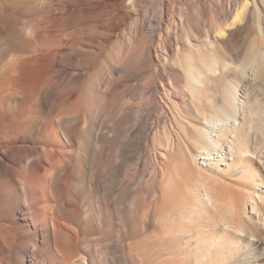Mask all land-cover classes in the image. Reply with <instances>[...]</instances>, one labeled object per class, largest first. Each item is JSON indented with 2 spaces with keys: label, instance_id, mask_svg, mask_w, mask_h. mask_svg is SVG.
<instances>
[{
  "label": "rangeland",
  "instance_id": "obj_1",
  "mask_svg": "<svg viewBox=\"0 0 264 264\" xmlns=\"http://www.w3.org/2000/svg\"><path fill=\"white\" fill-rule=\"evenodd\" d=\"M102 1L0 0V76H3L18 61L30 57L31 44H71L69 42L79 40L91 44L90 40L98 39V44H105L108 52L116 47L124 58L131 57L133 60L131 62L136 66V76L129 79L130 81L126 79L125 87L119 91L117 97L107 96L104 107L91 118V121L95 123V135L100 133L107 137L105 136L103 147L101 144L98 146L100 155L94 166L97 180L90 185L86 181L87 175L84 174V179L76 185L79 194L78 205L84 208L92 223L90 226L83 225L78 232V237L81 239L80 241L76 239L80 242L79 246L81 244V250L86 251L85 257L88 259L91 256L93 261L101 264H121L126 259L129 260V264H264V234L260 235L261 240L247 235L245 236L247 239L236 243L238 249H232L229 248L231 245L222 240L217 233V223L214 222L220 218L218 217V215L221 216L220 213L226 212L227 206L216 208L218 211L208 210L207 216L212 219L203 216L206 220L202 219L192 227L183 225L178 220L180 212L189 209L194 203L186 192L187 187L190 186L188 187L190 189L193 182L189 184L185 170L196 167V164L191 162L193 160L188 155V148H184L188 147V144L184 146L185 143L181 142L183 141L181 139L187 137L189 131L187 133L182 129V132L179 131V125L176 122L178 118L184 116L186 124L189 123L187 126H192V121H195L193 114L197 110L193 93L184 84L188 81L187 68L181 67L180 64L191 63V61L199 64L203 60L211 61L218 58L222 68H228L225 69V71L228 70L226 76L231 80L234 77L233 80L236 79V82L240 81L238 77L252 56L254 44H261L264 48V22L261 24L262 31H260L258 18L250 17L247 23H244L245 25L243 24L231 36L219 43V48L213 37L217 33L212 35L217 31V0H139L136 1L134 8L137 15L121 7L116 8V11L110 8L103 11L94 9ZM227 1L230 2V0L225 2ZM235 1L243 3L247 0ZM125 3H128L125 5L128 6L131 1L125 0ZM256 3L262 10L260 0H248L251 11L257 12ZM137 8L142 12L137 11ZM162 13L165 16L160 24L159 18ZM137 17L138 19L150 18L154 24L152 27L148 26L141 30ZM105 20L112 30L115 26H119L118 36L112 31H103L101 24L106 23ZM230 38L233 39L230 40ZM104 57L99 55L96 60L102 61L100 64L108 70L110 64ZM169 57L170 61L167 59ZM39 65L42 69L51 66L50 63H39ZM34 67L35 69L31 66L28 70L41 74L39 66ZM172 69L179 71V76H174ZM204 73L207 72L204 71ZM249 76L250 74L246 78ZM215 78H206V87L210 85L201 92L204 102L208 101V98L217 100V77ZM69 81L70 78L51 79L48 93L53 98L59 94L65 97ZM239 85L242 86L241 82ZM243 91L244 87L240 89L236 101L239 120H254L258 115L252 114L255 117L250 115L253 119H250L248 115L243 117L242 106L244 104L245 107L247 106V97H245L247 93L245 91L243 96ZM256 92V90L253 91L252 96ZM261 99L264 101V97ZM53 104V101L49 102V105ZM188 107L190 109H187ZM93 108L95 110V107ZM178 108L184 114L180 112L183 116ZM135 115L138 121L134 124ZM262 118L255 119V122H264ZM262 126L264 127V123ZM173 129L182 135L177 133L176 136ZM261 133L262 135L260 132L253 133L255 134L253 137L255 136L257 140H260L262 136L264 138V132ZM255 139L257 144L262 140L258 142ZM262 141L263 148L259 143L256 160L264 158V151H262L264 140ZM32 142V137H29L24 143ZM158 142H162L161 148ZM189 146L190 149L192 147L193 152L198 150L195 143ZM181 147V150L183 148L185 150L183 151L185 156L180 151ZM173 149L174 152L171 151ZM228 151L227 148V152L224 151L221 155H228L229 159L231 157L229 160L231 168L225 174H216L219 176V181L225 184L217 183V187L213 186L218 195L226 194L229 204L232 201H240L242 192H245L242 184L245 183L246 176L237 168L236 157L232 158ZM258 153L263 158L260 155L258 157ZM194 173L196 175L197 171ZM157 184L158 190L155 187ZM251 188L253 189L254 186H249V189ZM174 193L177 194L176 197ZM59 198L65 199L63 192ZM104 205H107L108 210H105L100 217L106 225L98 227L95 220L98 209ZM248 210L251 211V208ZM10 216L16 219L14 213H10ZM168 216H172L176 222L169 224ZM234 221V223L240 222L239 217ZM259 226L263 233V226L260 223ZM204 234L207 239L203 238ZM211 240L215 241L213 247L210 246ZM28 254H31L33 259L36 258L31 251ZM202 254L206 258L203 259ZM112 258L115 259V263L111 261Z\"/></svg>",
  "mask_w": 264,
  "mask_h": 264
},
{
  "label": "bare ground",
  "instance_id": "obj_2",
  "mask_svg": "<svg viewBox=\"0 0 264 264\" xmlns=\"http://www.w3.org/2000/svg\"><path fill=\"white\" fill-rule=\"evenodd\" d=\"M130 1L131 3L125 6L128 4L125 0H103L98 7H93L100 11L121 7L134 12L135 3L139 0ZM225 1L217 0V31L212 34L217 33L213 36L217 46L252 16L258 18V26L262 31L264 0H260L262 10L256 3L257 12L250 10L248 0L243 3H236L235 0ZM164 16L162 13L159 18L160 24ZM105 22L101 24L103 31H112L118 36L119 26H115L112 30L107 20ZM138 22L141 30L154 24V21L147 17L139 18ZM169 34L171 35V32ZM207 38L209 40L208 35ZM69 43L71 44H31L30 57H24L25 59L18 61L0 76V264H101L93 261L91 256L88 257L91 260L89 261L85 257L86 251H82L80 242L76 241L77 238L79 241L81 239L78 237L79 229L83 225H92L84 208L78 205L79 194L76 185L84 179V174L87 175L85 178L90 185L97 180L94 166L100 155L98 146L101 144L103 147L102 144L107 137L100 133L95 135L92 116L104 107L107 96L117 97L119 91L125 87L126 79L136 76V66L131 62L133 61L131 57L124 58L116 47L108 52L105 44H98V39L90 40L91 44L80 40ZM98 54L104 55L108 60L110 64L108 70L100 64L102 61L96 60ZM167 59L170 61V57ZM39 63H50L51 66L42 69ZM36 65L39 66L41 74L28 70L31 66L35 69ZM180 66L187 68L188 81L186 80L187 84H184L193 93V100L196 103L193 105H197V110L193 111L195 121L191 120L193 123L190 127L187 126L189 123L186 124L182 111H179L180 108L178 111L183 114L180 113L183 119H175L179 131L183 130L186 133L189 131L186 138L180 139L185 143L184 146L188 144V147H183L188 148V155L193 160L191 162L196 164V167L185 170L189 184L193 182L192 187L188 189L190 187L188 186L186 192L194 203L189 209L180 212L178 220L181 224L192 227L205 219L203 216H207L208 210L227 206L226 212L220 213L221 216L217 214L220 218L214 223H217V233L222 240L232 246L228 247L238 249L236 243L247 239L245 236L250 235L261 240L260 235L264 234L261 233L263 230L259 226L260 223L264 229V152L263 156L259 154L261 150L258 153V157L260 155L263 159H255L264 138L262 136L263 139L259 142L260 140L253 137L255 135L253 133L260 132L262 135L261 132H264L262 126L264 122H260L262 124L255 122L257 118H264V101L261 99L264 97V48L261 44H254L252 56L242 68L243 72L238 77L240 81L237 82L236 79L233 80L234 77L231 80L226 76L228 70L225 69L228 68H222L218 58L211 61L203 60L199 64L195 61L187 64L182 62ZM172 74L177 77L179 71L172 69ZM249 74V78H246ZM208 77L213 79L217 77V100L208 98V101L204 102L201 92L206 87ZM53 78L58 80L70 78L65 97L59 94L53 98L48 93L50 80ZM243 87L242 95L244 96L245 91L247 93L245 96L247 106L245 107V104L242 106L243 117L258 115L254 120H239L236 101ZM255 90L257 92L252 96ZM50 101L54 104L49 105ZM188 105L191 108L189 103ZM252 117L250 116V119ZM137 121L135 115L134 124ZM29 137H32L33 142L25 144V140ZM158 137L160 138L159 135ZM254 139L261 144L258 145L259 143L257 144ZM158 143V145L162 144V142ZM192 143L197 144V151L193 152L192 147L190 149L189 145ZM161 146L163 145L159 147ZM184 148L181 150V147L180 151H185ZM227 148L229 155L232 158L236 157L237 168L246 176L245 183L242 184L244 188L241 185L245 192H242V197L239 195L240 201H232L229 204L226 194L218 195L213 186L217 187V183L223 185L224 182L219 181V176L216 174H225L231 168L229 162L231 157L229 159L228 155H221L222 152H227ZM171 151L174 152V149ZM183 156H185L184 152ZM194 171H197L196 175ZM157 186L158 184L155 186L156 190H158ZM249 186L254 188L249 189ZM169 187H171L170 183ZM62 192L65 195L64 200L59 198ZM173 195L176 197L177 194ZM249 208L251 211L248 210ZM105 210H108L107 205L98 209L95 220L98 227L106 225L100 217ZM10 213H14L16 219L11 218ZM237 217L240 222L234 223ZM167 221L169 224H174L176 219L168 216ZM203 238H206L205 234ZM214 243L215 241L211 240L210 246L213 247ZM29 251L35 254L37 259H33L31 254H28ZM202 258L206 256L202 254ZM111 261L115 263L114 258ZM121 264H129V260L126 259Z\"/></svg>",
  "mask_w": 264,
  "mask_h": 264
}]
</instances>
